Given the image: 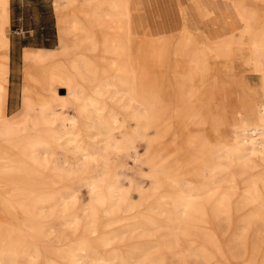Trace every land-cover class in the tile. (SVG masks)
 Masks as SVG:
<instances>
[{"label": "bare ground", "instance_id": "obj_1", "mask_svg": "<svg viewBox=\"0 0 264 264\" xmlns=\"http://www.w3.org/2000/svg\"><path fill=\"white\" fill-rule=\"evenodd\" d=\"M131 1L55 0L61 47L24 50L29 67L21 104L8 114L10 21L8 0H0V186L16 195L0 198V264H99L101 253L112 250L117 264H184L188 256L201 264L255 262L264 227V0H250L262 8L235 1L240 27L213 38L203 27L213 12L203 0H189L200 26L184 22L178 39L138 33ZM180 14L186 15L183 7ZM170 48L172 60L184 59L191 69L211 54L251 61L262 95L254 105L259 122L233 126L240 143L206 137L211 123L191 74L182 75L181 99L162 103L151 71L161 69ZM228 93L238 97L234 89ZM178 122L186 129L184 152ZM121 151L127 154L118 163L111 154ZM130 176L133 183L126 184ZM239 192L242 199L232 206ZM246 202L253 210L242 223L256 228L254 240L249 248L241 237L227 254L214 226L226 235ZM18 204L26 230L8 220ZM219 216L226 220L214 219ZM53 223L61 230L44 254L37 240ZM188 240L206 252L191 249Z\"/></svg>", "mask_w": 264, "mask_h": 264}, {"label": "crops", "instance_id": "obj_2", "mask_svg": "<svg viewBox=\"0 0 264 264\" xmlns=\"http://www.w3.org/2000/svg\"><path fill=\"white\" fill-rule=\"evenodd\" d=\"M72 1L82 2L84 0ZM203 1L208 9L213 12L212 17L204 21L209 37L210 35L212 37L224 36L236 31L240 27L233 8L235 1L238 3L242 2L237 0ZM30 2L31 0H26V5H24L23 0H8L9 21L10 19H16V32L21 33L17 40L10 38V72L16 63L15 54L17 52L23 59V53L26 48L54 49L47 45L45 47H35L26 43L25 40L28 39V36L32 35L34 28H27L20 21L23 16H31L30 13H24L23 10L36 8L40 15L42 13H44V16L47 15V9L44 6L43 0H37L38 6L36 7L30 6ZM53 5L56 11L55 0H53ZM155 7H157V10ZM180 7L184 8L185 17L180 14ZM53 8L51 6L48 9L50 22L47 24L44 21L40 26L45 29L46 39H51L54 34ZM131 9L135 29L138 33L144 35H158L162 33L174 35L182 28L184 22L188 23L191 27L195 26L197 21H200L189 0H132ZM56 14L59 21V17L62 14H58L57 12ZM56 26L58 33V22ZM25 32L28 33L25 34ZM252 72V63L246 57H241V59L233 57L218 58L211 54L203 67L198 66L193 69H191L186 60L173 59L171 69L160 72L159 82L162 97L167 101L175 102L181 99L179 84L183 81L182 75L191 74L193 85L199 88L198 103L200 110L211 123L205 129L206 137L215 144L228 145L235 139L233 126L239 125L242 122L241 119L245 120L248 124H257L259 122L257 113L254 110L255 101L259 95L254 88V72ZM165 74L168 75L166 82L163 78ZM205 89L209 91L208 98L204 96ZM231 89L237 92L238 97L235 94L228 93ZM253 95L254 98L252 97ZM178 125L180 131L179 151L184 152L187 149L186 129L181 122H178ZM214 128L231 129L228 132L217 131L216 133L214 132ZM167 150L172 151L173 148L167 147Z\"/></svg>", "mask_w": 264, "mask_h": 264}, {"label": "rangeland", "instance_id": "obj_3", "mask_svg": "<svg viewBox=\"0 0 264 264\" xmlns=\"http://www.w3.org/2000/svg\"><path fill=\"white\" fill-rule=\"evenodd\" d=\"M26 0H23L24 5ZM37 0H31L30 2V6L32 7H36L38 6V4L36 3ZM239 2L242 3H246V4H251L252 6L255 7H259L262 8V5L257 3V2H252L250 0H237ZM44 6L47 9V15L44 16V13H42V15L39 14L38 9L34 8V9H30V10H26L24 9L23 12L26 13H30L31 16H23L20 21H22V23L24 24L25 27L27 28H34V30L32 31V35L28 36V39H26V43H28L30 46H35V47H45L50 46L51 48H54L55 50H59L61 47L60 44V39H59V32L57 33V22H58V16L56 14L54 5H53V0H43ZM52 6L53 8V25H54V29H53V36L51 37V39H46L45 38V29L44 27H40L44 21L47 22V24L50 22V16L48 15V9H50V7ZM155 9L157 10V7H155ZM154 9V10H155ZM185 17V16H184ZM17 24V20L16 19H10V24H9V36L11 39L17 40L19 38V36L21 35V33H17L16 32V26ZM200 26V21H197V24L195 26H191V28H193L194 30L198 29ZM203 27H204V31L206 32V34L208 35L207 31H206V26L203 23ZM56 28V29H55ZM59 30V29H58ZM47 31H48V26H47ZM28 32H25V34H27ZM185 33V28H181L176 34H174V39H178L184 36ZM209 36V35H208ZM211 38L212 35H210ZM171 46L174 45V43H170ZM172 48L168 49L167 55L164 58L163 64L161 66L160 70L157 71H151V76L152 77H158L159 78V74L161 71H168L170 70V64H171V60H172ZM15 57L16 63L14 64V66L11 69L10 72V77H9V93H8V102H7V112L8 114H12L14 111H16L21 104V95H22V86H23V82H24V71L25 69H27L29 67V65L27 63L24 62V60L22 59V57H20V54L17 52ZM34 65V64H32ZM47 65V64H46ZM163 78L165 80V82L168 80V75L165 74L163 75ZM256 84V85H255ZM254 88L256 90H258V88H260V81L257 79V76L254 75ZM60 91H63L62 88H59ZM209 91L208 89L204 90V96L206 98L209 97ZM161 98L162 97V91H161ZM262 95H259V97H261ZM163 104L167 103V100H164L163 98ZM262 113H264V110H262ZM213 129V128H212ZM231 128L229 129H223V128H214V132L217 133L222 131V132H228L230 131ZM113 135L115 136L116 133L114 132ZM234 141L236 143H240L242 136L240 135V133L234 131ZM118 138H120V136H118ZM140 150H143V144L139 146ZM125 153V154H124ZM127 154L126 151H121L119 154H111L112 159L117 161L118 163H121L122 158L121 157H125V155ZM120 155V156H119ZM123 155V156H122ZM124 159V158H123ZM126 184H132L133 183V177L130 176L129 180L125 181ZM144 183L148 184V179L145 178L144 179ZM99 191H104L105 189V184L104 183H99V187H98ZM10 190V188L8 189V187L6 186H0V198H2L1 200L8 202V201H13L12 199L16 198L15 194H12L10 192H8ZM84 194V195H83ZM81 197L84 198L86 196V192L84 189L81 190L80 193ZM242 199V193H238L237 195H235L231 201L230 204L232 206H236L239 201ZM198 204H202V201L199 200ZM198 205V206H199ZM22 204H18L16 209L13 212H9V221L11 223H15V224H20L18 222L17 219L22 218L24 216V209L22 208ZM1 209V207H0ZM253 210V204L251 202H246V206L244 208H242L238 214H236L233 217V220L235 221L233 223V225L230 227V229L228 230L227 234L222 236V232L218 229L217 226H214V232L217 236V238L219 239V244L221 246V248L223 250L226 251V253L228 254L230 251V248L232 245L234 246H240L239 245V239L242 237L245 240V243L247 244V246L250 248L251 247V243L252 240H254L253 238L255 237V233H256V228H248L245 229L243 226V219H245L250 212ZM40 212V211H39ZM19 217V218H17ZM196 218H200V216H196ZM216 220H218L219 222H224L226 220L225 217L223 216H219L217 218H214ZM21 228H23L24 230H26L25 226L23 224H20ZM45 230L48 232L47 236L46 234L44 236H41L37 241L40 244V248L41 251H43V253H46V249L48 246L50 245H56V243L54 242V237L56 236V231H60L61 230V226L58 223H53L50 225H44ZM52 228L54 230V232L49 231V229ZM27 234L29 235V237H31L30 232L27 230L26 231ZM259 246H258V250L255 253V262L253 264H264V227H262L261 232L259 233ZM188 245L191 247V249H197L200 250L201 252L205 251L207 249H205L203 247L202 244H197L200 242H196L193 240H188L187 241ZM204 248V250L202 249ZM118 250H112V251H108V252H103L101 253V256L104 257V259H102L100 261L99 264H117V261L115 259H113L114 255L117 253ZM250 252V249L249 251ZM38 260L41 261L42 257H37ZM215 259V258H214ZM212 259V261H210L207 264H221L219 263L217 260ZM230 264H243L240 261L237 260H228ZM13 264H21L20 261L13 259ZM180 264V263H177ZM182 264V263H181ZM184 264H201L200 262H198L196 259H194V257L188 256L185 260Z\"/></svg>", "mask_w": 264, "mask_h": 264}]
</instances>
